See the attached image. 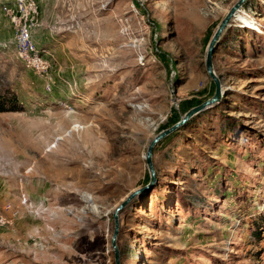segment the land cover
Here are the masks:
<instances>
[{
  "label": "rangeland",
  "instance_id": "rangeland-1",
  "mask_svg": "<svg viewBox=\"0 0 264 264\" xmlns=\"http://www.w3.org/2000/svg\"><path fill=\"white\" fill-rule=\"evenodd\" d=\"M235 1L0 0V97L21 106L0 111V264H115L113 211L150 140L213 95L206 47ZM213 68L221 100L155 146L120 212L121 264H264V0Z\"/></svg>",
  "mask_w": 264,
  "mask_h": 264
},
{
  "label": "water",
  "instance_id": "water-1",
  "mask_svg": "<svg viewBox=\"0 0 264 264\" xmlns=\"http://www.w3.org/2000/svg\"><path fill=\"white\" fill-rule=\"evenodd\" d=\"M247 0H236L231 7L228 9L226 14L218 23L216 29L214 30L212 36L210 37L206 52H205V59H204V66L205 70L210 77V79L214 82L215 90L211 97L207 98L206 100L202 101L201 103L189 108L182 117L173 123L171 126L159 131L149 142L146 152L144 155L146 167L148 170L149 180L146 184L134 189L126 197L115 207L112 217H113V232L111 236V248L113 249V259L115 264H121L120 262V251L117 244V238L119 234V215L120 212L128 206L134 199L142 194L149 192L153 187L156 181V170L153 163V151L155 146L166 136L172 134L173 132L177 131L180 127L186 124L191 118L195 115L199 114L200 112L204 111L205 109L216 105L222 98V83L219 77L216 75L214 68H213V54L215 52V48L218 44L219 38L229 24L230 20L235 16L236 12L240 10L244 2Z\"/></svg>",
  "mask_w": 264,
  "mask_h": 264
},
{
  "label": "built area",
  "instance_id": "built-area-1",
  "mask_svg": "<svg viewBox=\"0 0 264 264\" xmlns=\"http://www.w3.org/2000/svg\"><path fill=\"white\" fill-rule=\"evenodd\" d=\"M16 49L19 56L26 61L27 66L40 61L37 45L33 39L30 21H24L17 26Z\"/></svg>",
  "mask_w": 264,
  "mask_h": 264
},
{
  "label": "trees",
  "instance_id": "trees-1",
  "mask_svg": "<svg viewBox=\"0 0 264 264\" xmlns=\"http://www.w3.org/2000/svg\"><path fill=\"white\" fill-rule=\"evenodd\" d=\"M248 1L249 0H247L246 2H244L243 5H246L248 3ZM20 108H21V106L18 104L17 97L15 95H13L12 97H10V101H6L4 99V97H0V111H16V110H19ZM189 121L186 124H184L182 127H180L179 129L187 126L189 124Z\"/></svg>",
  "mask_w": 264,
  "mask_h": 264
}]
</instances>
